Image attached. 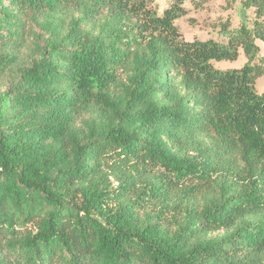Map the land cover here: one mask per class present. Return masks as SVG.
<instances>
[{
    "label": "trees",
    "instance_id": "16d2710c",
    "mask_svg": "<svg viewBox=\"0 0 264 264\" xmlns=\"http://www.w3.org/2000/svg\"><path fill=\"white\" fill-rule=\"evenodd\" d=\"M187 1L0 0V264H264V0Z\"/></svg>",
    "mask_w": 264,
    "mask_h": 264
},
{
    "label": "rangeland",
    "instance_id": "374dc122",
    "mask_svg": "<svg viewBox=\"0 0 264 264\" xmlns=\"http://www.w3.org/2000/svg\"><path fill=\"white\" fill-rule=\"evenodd\" d=\"M172 0H154L152 7L158 15L169 7ZM186 15L176 20L182 37L187 41L212 39L220 43H227L228 36L236 32L240 26L246 24L251 28L254 13L252 9H245L239 0H206L195 7L192 2L184 4ZM261 53L264 55L263 44L257 41ZM258 62V59L256 60ZM247 58L239 49L238 58L234 61L212 62L218 70L236 69L242 67ZM257 93L264 89V76L258 78L254 84Z\"/></svg>",
    "mask_w": 264,
    "mask_h": 264
}]
</instances>
